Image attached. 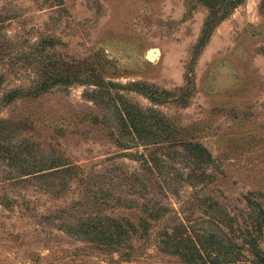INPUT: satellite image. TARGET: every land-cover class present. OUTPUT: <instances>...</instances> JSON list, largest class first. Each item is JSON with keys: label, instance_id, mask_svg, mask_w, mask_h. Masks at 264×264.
<instances>
[{"label": "rangeland", "instance_id": "rangeland-1", "mask_svg": "<svg viewBox=\"0 0 264 264\" xmlns=\"http://www.w3.org/2000/svg\"><path fill=\"white\" fill-rule=\"evenodd\" d=\"M259 208L264 0H0V264H264Z\"/></svg>", "mask_w": 264, "mask_h": 264}, {"label": "trees", "instance_id": "trees-1", "mask_svg": "<svg viewBox=\"0 0 264 264\" xmlns=\"http://www.w3.org/2000/svg\"><path fill=\"white\" fill-rule=\"evenodd\" d=\"M43 89H45V88H43ZM19 95H22V92L20 90L16 89V90L10 92L9 97L15 98ZM152 115L154 118L158 119L161 122L163 121L162 119H164V117L162 118L156 113H154ZM165 126H166L165 137L168 141L172 142V144L184 143V144H186V149L193 151L195 154H197L199 156H205L206 155L209 158H211L208 149L205 146H203L201 143H198V142L192 143V142L184 140L181 136L179 128L177 126H175L172 122L166 121ZM162 133H161V131L158 130V131L153 133V136L155 137V139H157V137L161 138L163 135ZM144 161H145V164L147 165L148 170L163 173V171H165V169H166V161L159 156V153L155 149H153L150 152L149 156ZM207 178H209V179L213 178V174L208 173ZM258 216L260 217L261 223H264V209L259 208ZM249 244H250L251 248L254 250V252L258 253V249H257L258 244H257L256 240L250 239Z\"/></svg>", "mask_w": 264, "mask_h": 264}, {"label": "bare ground", "instance_id": "bare-ground-1", "mask_svg": "<svg viewBox=\"0 0 264 264\" xmlns=\"http://www.w3.org/2000/svg\"><path fill=\"white\" fill-rule=\"evenodd\" d=\"M149 57L151 58V60H155L156 59V54L155 53H150Z\"/></svg>", "mask_w": 264, "mask_h": 264}, {"label": "water", "instance_id": "water-1", "mask_svg": "<svg viewBox=\"0 0 264 264\" xmlns=\"http://www.w3.org/2000/svg\"><path fill=\"white\" fill-rule=\"evenodd\" d=\"M148 58H150L149 55H148ZM150 59H151V58H150Z\"/></svg>", "mask_w": 264, "mask_h": 264}]
</instances>
